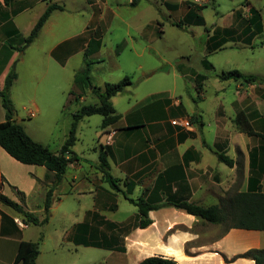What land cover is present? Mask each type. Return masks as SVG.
<instances>
[{
    "label": "crops",
    "instance_id": "crops-1",
    "mask_svg": "<svg viewBox=\"0 0 264 264\" xmlns=\"http://www.w3.org/2000/svg\"><path fill=\"white\" fill-rule=\"evenodd\" d=\"M221 2L230 5L222 10ZM49 3L63 8L53 10L35 40L21 49L24 37L29 35ZM210 3L217 4L219 10L208 34L206 54L228 48L234 50L231 43L238 48L235 50L250 48L264 52V0H11L8 3L0 0V88L12 68L17 72L13 85L22 74H38L42 101L30 96L33 108H24L34 114L28 111V116L52 112L55 117L51 119L60 122L57 116L64 113L63 127L67 125L70 129L73 113L65 112L68 102L83 101L85 96L93 94L91 89L83 92L75 84V73L85 66V63L83 66L72 64L75 53L82 51L84 62L93 61L105 37L115 31H123L130 39L120 40L118 50L127 42L136 50V39L147 35L148 27L154 24L163 35L167 25L184 28L186 24L196 33V28L207 25L203 11ZM251 7L258 11L256 15L252 14ZM146 10H152L154 15L151 21L143 22L140 17ZM147 39L149 43L155 40ZM206 60L201 61L206 69L218 68L222 73L238 69L264 79V59L252 62L256 68H249L247 61L244 64L243 61H209L208 66ZM96 62L100 61L94 60L92 65ZM177 65L179 72L173 69L172 87L150 90L147 88L151 86L146 85L145 94L140 97L130 88L133 83L128 86L123 92L131 94L134 100L128 97V106L116 109L121 114L119 120L102 129L104 142H101L108 150L109 171L121 179V190L114 189L99 169V153L96 159L90 160L79 156L75 145L72 146L78 157L69 163L57 182L54 171L44 165L23 163L0 145V193L43 220L47 216L46 192L52 188L48 218L42 223L26 222L21 213L0 202V264H19L15 263V258L22 240H40L36 264H138L152 255L173 258L180 264H256L253 258L241 255L250 249L264 248V230L226 229L225 223L207 222L169 204L149 210L151 223L141 227L137 206L125 197V180L128 179L135 183L128 192L134 199L143 197L152 204L181 200L216 204L222 196L235 193L229 190L237 183L240 171L242 179L238 191H247L250 186H261L264 191V139L239 128L236 133L241 140L232 137L231 132L224 131L225 126L222 128L221 117L225 114L230 120L238 111H244L254 130L264 134L259 104L250 100L264 96V80L249 82L223 79L218 75L211 90L213 84L207 73L196 72L188 66L179 69L184 62ZM159 68L155 65L147 69L144 82L151 80ZM185 77H188L186 88L189 91L186 100L177 95V83ZM233 84L237 100L231 112L226 113L221 98ZM210 92L216 101L211 136L207 134L210 131L206 130L205 121V103L211 97ZM259 92L262 93L257 94ZM67 95H70L68 101ZM193 115L197 120L192 129L171 123L175 117ZM5 119L6 110L0 97V122ZM15 119L31 134L23 116L17 113ZM110 133V141L106 142ZM239 141L245 148L241 149L243 159L238 161ZM59 149L51 150L58 152ZM219 152L233 158V166L220 161ZM17 190L24 193L23 199ZM122 199L133 207L126 203L121 205ZM57 216L63 220L60 221L64 225L62 232L51 230ZM16 217L21 218L25 226H20ZM99 255L101 260L96 258Z\"/></svg>",
    "mask_w": 264,
    "mask_h": 264
},
{
    "label": "rangeland",
    "instance_id": "rangeland-1",
    "mask_svg": "<svg viewBox=\"0 0 264 264\" xmlns=\"http://www.w3.org/2000/svg\"><path fill=\"white\" fill-rule=\"evenodd\" d=\"M204 0H201L203 2ZM206 1V0H205ZM200 2V1H199ZM230 5L229 2H221V9L226 10V8ZM218 6L217 4L210 3L204 6V14L206 16V27L200 26L195 29L196 33L192 31V27L189 25H184V28H178L175 26L167 25L164 30L165 34L159 33L156 25H150L147 29V35L138 37L135 43V49L127 42V45L122 44L120 50L117 49V43L126 38L128 41L130 39L127 38V35L123 31H115L111 33L109 36L105 37V42H103L102 48L99 52L96 53L95 56L92 57L93 61H100L94 63L92 66L91 78L93 83L96 86L102 87L105 82H116L120 80L123 76L128 75L131 77L133 81V86L130 87L138 96H143L145 93L144 87L151 86L147 89L150 90H160L167 89L173 86V74L174 70L177 73L178 65L184 62V65H180L179 69L191 67L196 72L207 73L210 77L211 90L214 89V83L217 79L216 77L222 73L220 69L209 68L206 69L202 66L201 61L207 59L211 62H219V61H243V64L246 62L249 68H256L252 65L253 61H259L264 59V52L262 50L256 49L252 51V49L248 48V50H235L238 49L235 47V43H231L234 50L228 48L227 50L222 51H214L211 53H205V47L208 42V34H210L211 28H213L212 22L216 18L218 14ZM152 10H146L141 14V20L151 21L153 19ZM82 17L79 16V22ZM81 23V22H80ZM78 27V24H77ZM79 28V27H78ZM157 31V32H156ZM150 32H153L154 35H149ZM156 32V33H155ZM159 33V34H158ZM157 35V37H156ZM147 37H151L155 39L153 43H149ZM184 55L185 57H182ZM72 64L83 66L84 65V54L79 51L75 53V55L71 59ZM189 61V62H187ZM141 64V67L139 65ZM240 64V63H239ZM242 64V63H241ZM156 66H160L158 71L153 74L149 81L144 82L145 74L144 73L149 68H154ZM149 72V71H148ZM147 72V73H148ZM221 72V73H219ZM226 72V71H224ZM149 74V73H148ZM36 76L38 74L30 73V74H22L21 78L18 82L13 85L11 88V98L14 100L15 110L19 114V116H23V122L27 126L30 135L37 141L43 142L46 145H49L51 149L60 148V144L63 140H65L66 136L69 133V128L63 127V120L65 119V114H58L57 118L61 119L60 122L53 120L54 114L52 112L42 113L41 115L37 114L33 117L28 116L27 112L30 111L32 105L30 104L29 98L34 95L37 97L39 101H42V97L40 94L39 83H37ZM190 77V76H189ZM32 80H36L33 82ZM186 80L188 77L181 78L178 81V93L177 95H181L183 99L186 100L188 97V89L186 88ZM235 84L227 87V91L222 95V104L226 111V113H230L233 108V103L237 100L236 95L234 94ZM71 93V91L69 92ZM210 96L206 103V130L210 131L207 134L211 136V131L214 130L215 122L213 120L214 110L216 109L215 99L212 96V92H210ZM259 92L257 94H261ZM65 98V96H63ZM67 101L70 99V95H67ZM72 97V96H71ZM134 100L131 97V94H126L125 92H119L116 96L113 97V101L115 104V109L123 110L128 106V102L130 99ZM172 99V98H171ZM66 100V98H65ZM197 101V99H195ZM252 103L259 104L261 121H264V96H255L252 99ZM98 101V98L92 94L89 96H85L83 101L77 102L73 100L68 102V108L65 112L68 115V112L74 113L76 112L82 105L84 104H92ZM112 101V100H111ZM253 105V104H252ZM30 109H25V108ZM32 110V109H31ZM173 114V113H171ZM234 115L230 120L226 117L225 114H221L222 117V128L225 126L224 131L227 133L231 132L232 137H237L241 140L240 136L237 135L236 122ZM55 117V116H54ZM53 120V121H52ZM209 120V121H208ZM102 115L101 114H92L85 116L83 120L78 123L77 126V140L75 145V151L79 154V156L85 157L87 159H96L98 157L100 146L102 145ZM209 122L212 124L208 126ZM102 140V142H101ZM101 142V143H100ZM240 144L236 146L237 148V160L243 159L244 152L241 149H244V143L239 141ZM84 164H88L87 161H84ZM240 167V165H239ZM241 171L239 172L238 181L235 185L231 186L229 191L237 192L240 188L241 184ZM235 186V187H234ZM229 193V192H227ZM128 205L129 207H133L128 201L121 200V205ZM60 220L58 216L54 218L53 223L51 225V230L55 232L57 229L62 232L64 229V225L60 224ZM231 220H227L226 224H230ZM225 228V227H224ZM98 260H101V255L96 257ZM98 264V263H97Z\"/></svg>",
    "mask_w": 264,
    "mask_h": 264
},
{
    "label": "trees",
    "instance_id": "trees-1",
    "mask_svg": "<svg viewBox=\"0 0 264 264\" xmlns=\"http://www.w3.org/2000/svg\"><path fill=\"white\" fill-rule=\"evenodd\" d=\"M7 3L11 0H5ZM63 6L56 3H49L45 11L39 17L34 27L28 36L24 37V44L21 49L31 44L35 38L39 35L43 25L55 9H62ZM253 15L257 14V10L253 7L250 8ZM202 20V17H200ZM92 62L86 60L85 66L75 73V84L85 92L87 89H91L92 93L98 98V101L92 104L82 105L76 112L72 114L73 119L69 129V133L60 147L58 152L52 151L46 144L35 140L25 129L24 125L17 122L13 118L15 105L10 96V90L14 81L17 78V72L14 68L6 76L4 86L0 88V97L2 98V104L6 110V119L0 122V145L14 158L26 163L44 165L49 170L55 172L57 182L60 181L65 173L70 162L75 160L78 156L72 150V146L77 140V126L80 120L88 115L101 114L102 129H106L110 125L116 123L121 114L115 109L111 98L119 92L124 91L130 86L133 81L130 76L125 75L116 82H105L102 87L96 86L91 80V68ZM205 64L210 66L209 61H205ZM223 79L234 78L243 79L246 81H261V79L255 75L244 74L238 69H232L220 74ZM74 91H71L73 93ZM192 123L197 120L196 115L189 117ZM235 122L240 131L246 132L249 135H257L264 139V134L254 130L253 125L244 111H238L235 116ZM218 159L229 166H233L235 160L224 152L217 153ZM99 169L104 173L105 178L110 185L116 189H120L119 181L121 179L113 176L109 171L108 150L104 145L99 149ZM127 190L125 191V197L137 206L139 213V223L141 227H146L151 223L149 217V210L159 207L161 205L169 204L177 208L183 209L188 213L195 215L196 217L205 220L210 223H226L227 220H231L230 224H226L225 228L232 227L246 228V229H260L264 230V191L261 190V186H250L247 191H237L231 196H222L219 203L203 205L193 201L181 200V201H169L163 204H152L143 197L137 199L131 198L128 192L134 188L135 183L125 180ZM21 199L24 198V193L17 190ZM52 188L48 189L45 197V211L47 216L43 220L30 211H27L23 206L9 198L5 194L0 193V202L11 207L16 212L23 215V219L29 223H42L48 218V212L51 205ZM40 240H22L19 243L15 263L19 264H36L37 256L40 252L39 248ZM188 252V247L186 248ZM241 256L251 257L255 260L256 264H264V248L262 249H250L243 253ZM138 264H180L177 260L160 255H152L145 257Z\"/></svg>",
    "mask_w": 264,
    "mask_h": 264
},
{
    "label": "built area",
    "instance_id": "built-area-1",
    "mask_svg": "<svg viewBox=\"0 0 264 264\" xmlns=\"http://www.w3.org/2000/svg\"><path fill=\"white\" fill-rule=\"evenodd\" d=\"M201 1V0H198ZM30 114H34V111H30ZM171 123L177 127H180L182 129H192L193 123L190 120L189 117H175L171 120ZM111 138V133L108 135L106 142H109ZM15 221L20 225V226H25L24 221L21 218L16 217Z\"/></svg>",
    "mask_w": 264,
    "mask_h": 264
},
{
    "label": "water",
    "instance_id": "water-1",
    "mask_svg": "<svg viewBox=\"0 0 264 264\" xmlns=\"http://www.w3.org/2000/svg\"><path fill=\"white\" fill-rule=\"evenodd\" d=\"M17 117V111L14 110L13 118L15 119Z\"/></svg>",
    "mask_w": 264,
    "mask_h": 264
}]
</instances>
